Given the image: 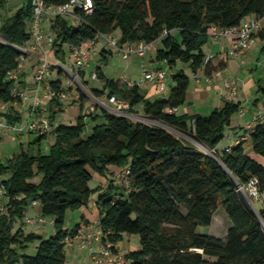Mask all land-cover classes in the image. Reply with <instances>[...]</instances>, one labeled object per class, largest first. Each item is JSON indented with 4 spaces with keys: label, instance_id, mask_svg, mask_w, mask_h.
<instances>
[{
    "label": "trees",
    "instance_id": "16d2710c",
    "mask_svg": "<svg viewBox=\"0 0 264 264\" xmlns=\"http://www.w3.org/2000/svg\"><path fill=\"white\" fill-rule=\"evenodd\" d=\"M66 1L46 3L57 6ZM92 1V12L81 11L79 24L62 17L53 25L55 55L63 62L60 49L65 43L78 44L99 32L119 31L120 45L160 40L156 59L173 69L170 77L174 85L167 97L149 99L138 84L107 78L99 66L96 73L104 84L96 92L107 90L108 97L126 101L128 113L141 103L149 118L177 127L196 144L212 150H200L162 127L125 115L83 113L82 96L75 122L55 123L65 105L52 95L48 117L54 142L48 153L21 150L0 161V182L6 192L0 207V264H66L64 239L74 234L80 223L65 228V213L89 209L94 193L95 207L90 213L98 215L96 224L103 244L117 250L124 234L139 237V248L124 254L127 264H264V209L255 210L237 191L238 185L256 179L264 195V165L246 153L243 141L232 143L229 151L227 146L221 151L216 148L240 103L226 101L206 115L169 110L184 103L190 84L184 70L175 68L177 62L186 63L192 73L203 69L210 74L211 58L205 62L202 50L210 27L237 26L248 15L262 17L264 0ZM6 2L0 0V11ZM31 17V0H25L0 22V105H7L8 112L2 114L11 123L22 119L13 106L20 101L16 92L24 84V74L17 73L19 48L30 41ZM109 54L101 53V64L107 63ZM53 75L55 92L67 91L60 86L62 71L57 69ZM260 90L264 93V86ZM87 117L102 122L93 124L83 136ZM35 134L38 141L49 135ZM248 135L253 151L264 159V119L255 122ZM94 174L105 177L106 185L91 188ZM116 177L122 178L120 185L115 184ZM31 201L40 205L43 217L52 218V235L25 231L23 216ZM219 207L230 219L225 236L198 232V226L211 225ZM16 223L20 224L15 229ZM35 241L36 253L27 254L28 245Z\"/></svg>",
    "mask_w": 264,
    "mask_h": 264
},
{
    "label": "crops",
    "instance_id": "0c3cea01",
    "mask_svg": "<svg viewBox=\"0 0 264 264\" xmlns=\"http://www.w3.org/2000/svg\"><path fill=\"white\" fill-rule=\"evenodd\" d=\"M25 0H7L5 7L8 5L12 6L13 4H16V2H21L20 6L24 3ZM19 6V7H20ZM4 7V8H5ZM18 7V8H19ZM17 9V8H16ZM15 9V10H16ZM15 10L12 12L8 13L9 15L12 14ZM4 17H1V21ZM0 21V22H1ZM213 26V25H212ZM211 26V27H212ZM211 27L209 31L211 30ZM208 31V33H209ZM118 38V37H116ZM101 42L100 48L97 49L98 42ZM95 47H94V55L93 59L90 61H94L96 58V62H100V57L102 52H109L108 56V61L106 64L109 63L110 58L117 52H114L111 50L105 41L99 40ZM208 44V51H205L202 47L203 52L205 53V58L206 56L210 55L211 60H210V69H213L210 74H206L205 70L201 69L196 73L187 74L186 73V67L187 65L184 63H179L177 62L176 69L177 68H182L184 72L189 76L190 79V84L186 93V98L185 101L182 105L169 109L172 112H175L176 114H188V115H194V114H201L199 112H192L190 108L188 109L187 107H191L193 105L194 101L198 100H205L203 101L204 103H214L216 106L214 108H220L226 101H233V102H239L240 103V109H243L244 113L242 115L239 114L237 111L231 119V123L229 126L226 127L225 129V137L223 140L216 146V148L221 151L224 149L226 146L230 145L232 142L236 140L243 141V146L245 148L246 153L260 162L261 164L264 165V159L262 156L259 154H256L253 149L252 145L249 139V128L248 126L253 123L252 117L255 112L258 110H263L264 111V93L260 90V87L264 86V19L260 23V27L257 31V34L253 37V42L252 44L244 51V53L240 57L236 56H230L227 53L228 47L231 44V39L223 38V37H212L209 35V40L206 43ZM205 44V45H206ZM155 45L156 50L161 46L160 40H157L153 43H151L150 46ZM149 46V47H150ZM148 47V48H149ZM64 46L60 49L62 50L61 54L64 56V61H60L59 57L55 55V46H48L47 51L52 50L53 51V57L55 58V67L53 68L54 73H56L57 66L56 63L61 62L65 64L67 67H71L70 61L67 60V53L65 49H63ZM147 48V49H148ZM146 49V51H147ZM156 50L153 55H150L147 61L149 62V65L147 67L143 66L142 63L141 66L139 64H134L133 66L137 65L136 67H133L131 65H128V67L135 68L137 71V74L134 75L133 73L131 74H126L124 73L123 75H120L121 79H124V75L129 76L131 79H126V81H131L134 84H138L140 86V90L142 93L145 94V96L149 99H154L158 97H167V95H163L164 91H167V89L170 88L174 85L173 81L171 80L170 74L173 71L165 61H159L156 59ZM215 50V51H214ZM145 51V53H146ZM32 53L30 56L31 60L30 61H25L22 66L19 68V71L17 72L18 74H24V77L22 79L24 80V84H22L20 87L26 88L30 99L28 101V104L26 106H13L15 109V112H21L22 114V119L16 123H20L26 116H27V110L30 107L31 104V99L35 94H38V96L43 99L45 95V89L43 87L37 89L34 80H33V70L36 65V62L41 58V53L40 52H33L29 51ZM134 53V52H133ZM130 53V54H133ZM145 53L142 55L144 56ZM120 54V53H119ZM130 54L127 57H124L122 54V58L127 59ZM90 62L85 66L84 70L80 73L81 78L83 82H88L87 86L93 87L92 92L93 95L88 97L91 99L90 101L94 103V105L87 104V101L84 103V111L83 113L86 114H94V115H100L103 111H107L112 113L111 108L107 105L108 101V95H107V90L103 92V94L100 92H96V90L101 91L103 88L104 80L98 78H92L91 73L93 71H96V67L92 71H88V66ZM104 64V65H106ZM100 67V66H99ZM142 67V68H139ZM101 71L104 74L105 77L107 75L105 74L104 70L102 67ZM214 68L217 69L214 71ZM151 69H165L167 73V78H166V87L161 90L159 86L154 83V82H145L139 84L138 81L141 77V74L145 70H151ZM32 70V71H31ZM243 70L246 71V74H243ZM124 71V70H123ZM260 71V72H259ZM255 73H259L261 76H255ZM236 76L238 80V89L237 93L234 96H231L227 94L224 86H223V80L224 78L230 77V76ZM55 76V75H53ZM64 76V75H63ZM90 76V77H89ZM56 77V76H55ZM89 78L92 80H99L101 82L100 85L96 86L94 84H91ZM109 78V77H107ZM115 78V79H118ZM114 79V78H113ZM63 80V78H62ZM119 80V79H118ZM120 81V80H119ZM121 82V81H120ZM62 84L63 81H62ZM144 88V89H143ZM189 94H190V99H189ZM88 98V99H89ZM95 101V102H93ZM43 102V101H42ZM79 104L80 101H74V98L69 97L66 99L64 103L65 111L63 113H66L68 111V105H72L76 107V116L80 113L79 110ZM141 104V103H140ZM138 104L132 113H135L139 105ZM142 105V104H141ZM186 106V107H184ZM89 107V109H88ZM92 107V109L90 108ZM213 108V109H214ZM91 109V110H90ZM143 109V108H142ZM212 109V110H213ZM239 109V110H240ZM6 112H8V107ZM5 113V112H4ZM61 114V113H60ZM56 116L55 123L61 122L59 120V115ZM129 114V113H128ZM208 114V113H207ZM4 115V114H3ZM201 115H206V114H201ZM5 117V116H4ZM86 122H92L93 124L95 123H100L102 122V119L99 118L96 121H92L89 117L85 118ZM75 122V121H74ZM64 123V122H62ZM66 124V123H65ZM25 134V135H23ZM35 133H19L18 136L16 137V140H18V143H16V146L19 147V151L21 150H28L32 152L35 149V152H41L43 154L48 153L50 145L54 142V136L52 134L47 135L46 138L42 139L41 141L32 140L31 136ZM37 136V134H35ZM2 136V135H1ZM0 136V139H1ZM16 153V152H15ZM112 169V168H111ZM95 174L93 175L94 178ZM98 185L105 183V177L100 176L98 177ZM97 186V185H96ZM93 197L96 198V193L93 194ZM95 201H91V206L94 208L95 207ZM258 207H256L252 201L251 204L255 210L259 209H264V195L261 200H256ZM79 212L82 214V219L80 221V225H82V229L86 232L92 231L95 226H97L96 223H98V215L97 214H91L90 213V208L87 210H79ZM28 216L31 219H39V218H44L41 213H40V205L37 203L33 205L29 211H28ZM214 218V216H213ZM213 222V220H212ZM50 223L52 224V218L50 219ZM29 224H39V223H29ZM212 224V223H211ZM229 226V225H228ZM226 226L224 228V231L221 233V237H223L226 234L227 228ZM34 232V231H32ZM53 234V229L52 233ZM124 236V235H123ZM214 236H216L214 234ZM218 237V236H217ZM96 245V244H95ZM67 248H69V253L72 256V264H81L83 262H88L89 264L91 263L90 257H89V252L87 250L80 249L78 246H67L65 249L66 253V264H67V259H68V251ZM119 251V249L117 248ZM120 252V251H119ZM92 264V263H91ZM125 264L126 260H125Z\"/></svg>",
    "mask_w": 264,
    "mask_h": 264
},
{
    "label": "built area",
    "instance_id": "2783aa9c",
    "mask_svg": "<svg viewBox=\"0 0 264 264\" xmlns=\"http://www.w3.org/2000/svg\"><path fill=\"white\" fill-rule=\"evenodd\" d=\"M32 17L29 22V33L31 35L30 41L24 47H20L22 54L19 58V68L24 63V54L33 51L40 52L41 58L36 62L33 70V80L37 89L43 87L45 95L43 99L35 94L31 99L30 107L27 110V116L20 123H11L7 121L2 113L6 112L7 105H0V136L3 134H11L13 132L19 133H38L49 134L52 130V125L48 117L49 100L52 95L58 97L59 101L63 104L66 99L70 97L67 91L55 92L51 80L53 79V70L48 59L47 47L53 43V32L55 31L53 25L58 18L65 17L69 19L70 23L77 25L81 22L80 12L89 14L93 10L92 0H67L60 5H47L46 0H31ZM264 19V10L262 17L255 15L246 16L237 26L232 27H217L212 26L209 35L215 38L223 37L231 39V44L228 47L227 53L230 56L240 57L244 51L252 44L253 36L257 33L261 21ZM166 31L163 32V35ZM99 40L106 42L107 46L114 52L122 54L127 57L130 53H136L142 56L151 43L139 41L136 43H124L120 45L118 38L113 34L99 32L93 38L82 40L78 44L65 43L64 49L69 57L71 67L65 64L56 63L57 69L61 70L64 76L70 80L80 79V73L84 70L85 66L93 59L94 47ZM211 58L210 55L206 56L205 62ZM92 78H97L96 71L91 73ZM167 73L165 69H151L142 72L138 81L139 84L145 82L156 83L161 90L166 87ZM128 85H134L133 82H127ZM64 86V84L60 85ZM223 86L227 94L234 96L237 93L238 80L236 76L224 78ZM16 95L20 101L14 103L17 106H26L30 96L26 88L19 87ZM43 101V102H42ZM108 101L113 104L111 108L112 113L125 115L128 108L126 101L117 99L114 95L108 97ZM92 109V107H90ZM90 109V110H91ZM239 114L244 113L240 109ZM264 119V111L258 110L254 113L252 120L253 123L248 126L251 129L255 122H260ZM236 140L232 143H237ZM226 147L229 151L233 144ZM201 145V144H197ZM204 147V146H203ZM205 148V147H204ZM1 181V177H0ZM237 191L244 195L246 198L254 200H261L263 195L258 190L256 179H251L246 185H238ZM5 188L0 182V199L5 196ZM37 204L36 201H31L24 211L23 221L25 223H45L44 218L31 219L28 216L29 209ZM65 246H78L80 249L87 250L92 264H125V256L120 254L118 250L111 249L101 241L100 231L97 226L92 231L86 232L79 224L77 231L68 235L64 239ZM96 244V245H95Z\"/></svg>",
    "mask_w": 264,
    "mask_h": 264
},
{
    "label": "rangeland",
    "instance_id": "374dc122",
    "mask_svg": "<svg viewBox=\"0 0 264 264\" xmlns=\"http://www.w3.org/2000/svg\"><path fill=\"white\" fill-rule=\"evenodd\" d=\"M21 2H16V4H13L12 6L8 5L7 7H5L4 9H2L0 11V21H1V17H5L7 15H9L8 13L12 12L13 10H15L16 8H18L20 6ZM113 36L114 37H118L119 36V31H115L113 32ZM1 38V37H0ZM101 42H98V46L97 49L100 48V44ZM208 44L203 46V49L205 51H208ZM156 47L155 45L150 46L145 55L144 56H140L136 53L130 54V56L127 59L122 58V56L119 53H115L111 58L108 64L103 65L100 62H96V59L92 62H90L89 66H88V71H92L94 70L97 66H100L103 68L105 74L107 75V77L109 78H118L120 77V75H123L124 73L126 74H131L133 73L134 75L137 74V71L135 68L132 67H128V65L133 66L134 64H139L142 63L143 66L147 67L149 65V62L147 61V59L149 58L150 55H153L155 53ZM215 51V50H214ZM48 52V59L49 62L51 64V67L54 68L55 67V58L53 57V51L49 50ZM32 53L27 52L24 54L23 58H24V62L30 61L31 58L30 56ZM67 60H69V57L67 55ZM180 63V62H179ZM186 64V63H185ZM187 65V64H186ZM137 65L133 66L136 67ZM139 66H141V64H139ZM142 68V67H139ZM54 70V69H53ZM124 70V71H123ZM186 73L187 74H191L189 67H186ZM32 71V70H31ZM260 72V71H259ZM243 74H246V71L243 70ZM255 76H261L259 73H255ZM90 77V76H89ZM264 77V76H263ZM121 82H131V81H126V79H131L129 76L124 75V79L118 78ZM91 84H94L96 86L100 85L101 82H99V80H92L91 78H89ZM63 83L65 85L66 88H68V92L70 94V97L74 98V101H80V97H84V99L87 101V104H91L94 105V103H92L90 100L89 96L93 95L92 89L93 87L91 86H87L88 82H83L81 75H80V79L78 80H70L67 76H63ZM144 89V88H143ZM169 92V88L167 89V91H164L163 95H167V93ZM89 98V99H88ZM189 99H190V94H189ZM203 101L205 100H198V101H194L193 105L191 107H187L188 109L190 108V110L192 112H199L201 114H207L209 113L215 106L216 104L214 103H204ZM95 102V101H93ZM107 105L109 107L113 108V104L110 102H107ZM186 107V106H184ZM11 108V107H10ZM13 109H15L13 107ZM89 109V107H88ZM76 107L72 106V105H68V111L66 113H61L59 115V120H61V122H64L66 124H73L74 121L76 120L75 116H76ZM126 116L134 121H140L143 123H148L151 125H156L159 127H162L168 131H170L171 133H173L174 135L180 137L183 140H188L190 141L192 144H194L196 147H198L200 150L203 151H211L212 149H209L207 146H205L204 144L201 145H197L195 143V140L191 137L188 136L185 132H183L182 130L178 129L177 127H174L172 125L166 124L160 120H154L149 118V116L145 115L142 109V105H139L138 110L135 113H129L126 112ZM93 123L92 122H87L86 127H85V132L83 134V136L89 134V132L91 131V127H92ZM25 135V134H23ZM18 136L17 133L13 132L11 134H3L1 136L0 139V161L4 162L6 161L9 157H11L13 154H15V152H20L19 147L16 146V143H18V140H16V137ZM32 140H34L36 138V135L33 134L31 136ZM205 148H204V147ZM33 153H35V149L32 151ZM98 177H100V175L95 174L94 178L90 181V187L94 188L96 187V185H98ZM115 179V184L116 185H120L122 183V178L121 177H116ZM106 185V183H105ZM90 201L88 203V208L92 209L93 207L91 206V201H93L94 198L93 195H91L90 197ZM249 199V203L250 201H252V203L258 207L257 205V201L252 199V198H247ZM5 202V199L2 198L0 199V207H2V204ZM79 210L81 209H75V210H71L68 209L65 213V218H64V227L67 229H72L73 225L75 223H80L81 219H82V214L79 212ZM50 219L51 217L47 216L45 217V223H39V224H29V223H25L24 224V229L26 232H36L37 234H41L44 237H48L49 234L52 233V224L50 223ZM20 223H16L15 225V229L17 226H19ZM230 224V219L228 217V215L226 214L225 210L223 207H219L214 214V218H213V222L210 226H198L197 227V231L201 232V233H206V234H210V235H216L218 237H221V233L224 231V228L226 226H228ZM225 236V235H224ZM223 236V237H224ZM222 237V238H223ZM38 242L35 241L33 243H30L28 245V248L26 249V253L27 254H35L36 253V246H37ZM117 248L120 251V254L124 255L126 252L128 251H132V250H137L139 248V237L135 234L133 235H128V234H124L123 238L121 241H119L116 244ZM68 251V259H67V264H72V256L69 253V248H67ZM81 264H89L88 262H83ZM91 264V263H90Z\"/></svg>",
    "mask_w": 264,
    "mask_h": 264
},
{
    "label": "water",
    "instance_id": "95a60500",
    "mask_svg": "<svg viewBox=\"0 0 264 264\" xmlns=\"http://www.w3.org/2000/svg\"><path fill=\"white\" fill-rule=\"evenodd\" d=\"M248 201H249V199H248ZM250 205L252 206L251 201H250ZM252 207H253V206H252Z\"/></svg>",
    "mask_w": 264,
    "mask_h": 264
}]
</instances>
